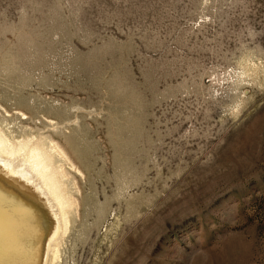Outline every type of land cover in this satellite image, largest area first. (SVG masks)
<instances>
[{"label": "rangeland", "instance_id": "374dc122", "mask_svg": "<svg viewBox=\"0 0 264 264\" xmlns=\"http://www.w3.org/2000/svg\"><path fill=\"white\" fill-rule=\"evenodd\" d=\"M0 125L68 155L55 264H264V0H0Z\"/></svg>", "mask_w": 264, "mask_h": 264}, {"label": "bare ground", "instance_id": "6f19581e", "mask_svg": "<svg viewBox=\"0 0 264 264\" xmlns=\"http://www.w3.org/2000/svg\"><path fill=\"white\" fill-rule=\"evenodd\" d=\"M46 141H16L0 125V264L59 260L78 201L67 189L64 165L55 160L56 155L69 160L67 153Z\"/></svg>", "mask_w": 264, "mask_h": 264}]
</instances>
